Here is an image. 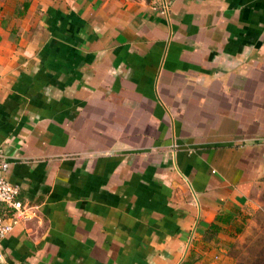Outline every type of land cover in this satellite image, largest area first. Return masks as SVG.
Segmentation results:
<instances>
[{
  "label": "crops",
  "instance_id": "0c3cea01",
  "mask_svg": "<svg viewBox=\"0 0 264 264\" xmlns=\"http://www.w3.org/2000/svg\"><path fill=\"white\" fill-rule=\"evenodd\" d=\"M0 148L32 207L0 264H232L264 207V0L0 1Z\"/></svg>",
  "mask_w": 264,
  "mask_h": 264
},
{
  "label": "rangeland",
  "instance_id": "374dc122",
  "mask_svg": "<svg viewBox=\"0 0 264 264\" xmlns=\"http://www.w3.org/2000/svg\"><path fill=\"white\" fill-rule=\"evenodd\" d=\"M0 1L4 2L6 0ZM229 253L233 258V260H230L232 264H264V207L254 213L253 216L246 218L243 231L241 234L235 235ZM213 260L211 264L223 263V259L220 257H215Z\"/></svg>",
  "mask_w": 264,
  "mask_h": 264
},
{
  "label": "built area",
  "instance_id": "2783aa9c",
  "mask_svg": "<svg viewBox=\"0 0 264 264\" xmlns=\"http://www.w3.org/2000/svg\"><path fill=\"white\" fill-rule=\"evenodd\" d=\"M10 160L0 148V239L7 237L15 228L18 218L27 217L32 208L20 195V187L8 180L4 172Z\"/></svg>",
  "mask_w": 264,
  "mask_h": 264
},
{
  "label": "trees",
  "instance_id": "16d2710c",
  "mask_svg": "<svg viewBox=\"0 0 264 264\" xmlns=\"http://www.w3.org/2000/svg\"><path fill=\"white\" fill-rule=\"evenodd\" d=\"M218 218L221 219V217ZM210 228H212V232H218L220 229L217 223H212ZM181 264H197V261L193 256H189Z\"/></svg>",
  "mask_w": 264,
  "mask_h": 264
}]
</instances>
